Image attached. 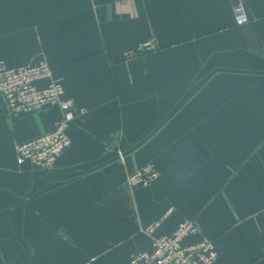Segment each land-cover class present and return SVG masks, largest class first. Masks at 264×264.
<instances>
[{
	"label": "crops",
	"instance_id": "obj_1",
	"mask_svg": "<svg viewBox=\"0 0 264 264\" xmlns=\"http://www.w3.org/2000/svg\"><path fill=\"white\" fill-rule=\"evenodd\" d=\"M0 0V60H46L82 110L54 168L15 145L54 131L58 110L0 103V264H131L194 220L218 264H264V0ZM156 49L126 52L142 42ZM148 163L160 176L130 189Z\"/></svg>",
	"mask_w": 264,
	"mask_h": 264
},
{
	"label": "built area",
	"instance_id": "obj_2",
	"mask_svg": "<svg viewBox=\"0 0 264 264\" xmlns=\"http://www.w3.org/2000/svg\"><path fill=\"white\" fill-rule=\"evenodd\" d=\"M233 17L237 26L252 20L245 0H234ZM155 49L156 41L149 40L129 49L126 57H138ZM0 103L15 116L51 110L60 112L54 131L15 145L19 165L28 163L41 171L54 168L59 156L71 147L68 130L77 113L82 110L73 98L66 95L61 81L54 76L52 66L42 60L14 68L0 60ZM159 176L157 166L148 163L128 177L127 187L134 189L149 186ZM174 211V206L169 207L160 218L143 228V232L153 236V245L151 250L133 255L131 264H218L220 252L212 239L203 238L196 244L187 243L188 239L200 234L194 220H182L171 233L154 237Z\"/></svg>",
	"mask_w": 264,
	"mask_h": 264
},
{
	"label": "rangeland",
	"instance_id": "obj_3",
	"mask_svg": "<svg viewBox=\"0 0 264 264\" xmlns=\"http://www.w3.org/2000/svg\"><path fill=\"white\" fill-rule=\"evenodd\" d=\"M27 164H28V163H26V164H24V165H27ZM158 178H159V177H158ZM155 180H156V179H155ZM155 180H154V181H155Z\"/></svg>",
	"mask_w": 264,
	"mask_h": 264
}]
</instances>
